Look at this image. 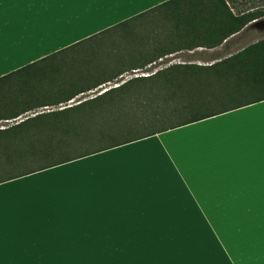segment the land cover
Masks as SVG:
<instances>
[{"label":"crops","instance_id":"1","mask_svg":"<svg viewBox=\"0 0 264 264\" xmlns=\"http://www.w3.org/2000/svg\"><path fill=\"white\" fill-rule=\"evenodd\" d=\"M166 1L0 0V79L68 62L53 54ZM250 26L213 46L177 43L119 81L3 116L0 129L172 65L211 66L261 39ZM31 74L0 80V100ZM95 238L158 240L166 264H264V100L0 182V264H90L77 260Z\"/></svg>","mask_w":264,"mask_h":264},{"label":"trees","instance_id":"2","mask_svg":"<svg viewBox=\"0 0 264 264\" xmlns=\"http://www.w3.org/2000/svg\"><path fill=\"white\" fill-rule=\"evenodd\" d=\"M231 8L229 0H168L55 52L53 55H63L68 49L122 26H130L129 31H132V27H142L148 22L147 17L148 23H160V29L151 28V36L148 34L137 44L132 42L133 46L112 51L103 64L98 65L100 72L92 73L88 79L79 74L73 80L83 83L79 86H71L59 73L45 71L55 70V64L45 67L37 62L24 66L0 79L32 73L27 79L17 80L16 88L10 89L12 94L4 97L6 103L3 102L0 118H14L34 108L65 102L101 82L119 81L120 74L143 68L174 52L177 43L184 42L187 47L199 41L207 46L220 44L260 19L253 12L261 10H242L234 14ZM247 17H251V21ZM167 90L171 91L165 100L167 107L155 108L148 114L141 112L138 104L142 102L139 99L142 95ZM261 95H264V37L211 66L172 65L152 76L130 78L79 104L38 113L0 129L6 161V179L2 181L137 140L144 137L141 133L161 132L262 101L256 99ZM170 118L174 119L166 124L164 120ZM121 129L133 132L119 137ZM27 132L35 135L19 136ZM74 147L81 149L67 153V149Z\"/></svg>","mask_w":264,"mask_h":264},{"label":"rangeland","instance_id":"3","mask_svg":"<svg viewBox=\"0 0 264 264\" xmlns=\"http://www.w3.org/2000/svg\"><path fill=\"white\" fill-rule=\"evenodd\" d=\"M229 3L235 9L236 13L242 10H261L262 8L260 0H229ZM148 16L152 17L151 15ZM146 19L149 22V18L147 17ZM148 22L144 23L142 27H132V31H129L130 26H122L116 29H112L95 37V39L93 40L85 41L71 49H68L62 55L66 57L65 61L68 62L55 64L57 68L53 71H50L49 68L45 71L53 74L59 73L61 76L68 80V84H70L71 86H79L80 84H83L81 81H73L79 74L83 76V78L88 79L92 73L96 74L100 72L97 69L98 65L103 64L106 58L110 56L109 54L112 53V51L119 50L124 46H133L132 42H134V44H137L139 39H143L145 36L148 37V34L149 36H151V28L155 30L161 28L159 27L161 26L160 23H155L154 21L151 22L153 23L151 24ZM262 37H264L263 31L260 35H254L251 40ZM142 70H144V68ZM142 70H139L136 73L140 74L141 72H143ZM132 74H135V72L131 74H124L123 78L127 79V77ZM170 94L171 91L167 90L164 92L162 91L161 93H156V95H142V97L139 98L142 99V102L138 104L140 106L138 107L142 113L147 114L152 112L155 108L167 107L168 103H166L165 100L167 95ZM169 99L170 98H168V100ZM131 104L133 105V101ZM173 119H165L164 122L167 124ZM147 128L148 127L144 128L143 131ZM119 131L121 133L119 137H124L126 134L133 132L129 131L128 129H121ZM79 149L81 148L74 147L71 149H67L66 151L67 153H69L78 151ZM157 242L158 240L155 239L95 238L93 239L95 253H93L92 255H78L77 263L89 262L90 264H166V256L158 255ZM152 245L153 249H151Z\"/></svg>","mask_w":264,"mask_h":264},{"label":"snow or ice","instance_id":"4","mask_svg":"<svg viewBox=\"0 0 264 264\" xmlns=\"http://www.w3.org/2000/svg\"><path fill=\"white\" fill-rule=\"evenodd\" d=\"M260 3L262 5L261 11L260 12H253V15H256L260 18V23L264 24V0H260ZM146 15V14H145ZM140 17H137V19H139ZM248 21H251V17H247L246 18ZM256 23L254 21L251 22V26L249 28H247L245 31L246 33L248 31H251L252 27H255ZM256 99L258 100H264V95H261L259 97H256ZM199 102V101H198ZM3 115V102L2 100H0V116ZM141 135L146 136L145 133H141ZM130 139H134L133 137H129ZM5 154H4V150H3V133L0 132V181L6 179L4 173L6 171L5 168Z\"/></svg>","mask_w":264,"mask_h":264},{"label":"water","instance_id":"5","mask_svg":"<svg viewBox=\"0 0 264 264\" xmlns=\"http://www.w3.org/2000/svg\"><path fill=\"white\" fill-rule=\"evenodd\" d=\"M255 23H256V28L264 32V24L260 23V19L257 20Z\"/></svg>","mask_w":264,"mask_h":264}]
</instances>
